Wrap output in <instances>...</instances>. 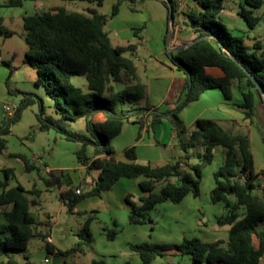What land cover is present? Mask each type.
Segmentation results:
<instances>
[{
  "label": "trees",
  "instance_id": "obj_1",
  "mask_svg": "<svg viewBox=\"0 0 264 264\" xmlns=\"http://www.w3.org/2000/svg\"><path fill=\"white\" fill-rule=\"evenodd\" d=\"M24 1L7 0L0 4L1 35L8 37L14 34L2 24V6L19 7ZM69 1H86L98 7L105 2ZM124 1L136 3L138 0H116L112 5V16L119 13ZM194 1L197 7L183 11L185 24L196 32V38L207 37L185 49L169 52L172 64L183 71L185 78L176 106L166 109L149 102L141 104L144 98L147 99L145 85L140 80L134 59L126 55L134 54L137 44L114 45L105 26L107 15L96 8L79 11L64 6L25 14V39L29 46L25 61L37 69L36 84L45 87L58 116L46 113L41 96L25 93L12 118L0 125V151L7 147L4 134L10 131L11 123L20 118L22 109L39 102L40 129H55L66 139L82 143L76 152L79 164L87 171H100L87 192L81 190L77 193L70 174L63 169L49 171V176L44 179L46 186L60 188L66 185L60 192V198L73 212L85 197L101 195L122 177H144L139 182L142 191L139 202L132 201L131 195L126 197L131 206L128 222L144 224L158 204L166 201L179 203L190 194L195 197L201 194L202 168L213 161L215 147L221 146L223 162L214 172L215 186L211 191V200L225 205L226 213L218 218V223L231 225L227 240L210 242L198 237H185L181 243L143 242L131 245V248L137 251L143 264H153L157 256H164L172 250L189 254L195 264H260L264 254V171L255 170L249 134L234 127L227 128L212 118H198L193 127H188L180 112L209 89L218 88L229 99L236 86L242 95L240 106L246 109V116L253 119L257 102L264 105V95L257 85L264 89V50L259 43L250 50L243 35H235L218 19L225 0ZM245 1L253 7H264V0ZM162 2L167 7L169 20L174 24L179 1ZM241 14L251 27L259 20L245 9ZM3 62L11 65L9 61ZM210 66L221 68L224 75L216 77L207 73L206 68ZM74 76L86 77L87 90L74 84ZM119 84L121 88H118ZM100 113L105 117L103 121L95 119ZM79 117L85 119L87 133L70 129L71 122ZM164 119L171 122L176 133L184 152L182 159L152 166L116 158L112 141L126 122L144 124L149 121V126L156 129ZM90 144L94 146L92 156L87 154ZM125 155L136 160V146L128 147ZM22 158L27 170L36 167L24 156ZM193 158L199 162L192 163ZM13 170L5 169L7 180ZM1 186L0 264H23L17 253L23 251L28 259L29 241L38 235L34 229L37 219L30 209L36 203L29 198V194L38 196L41 190L36 187L26 189L21 183L8 187L7 181H2ZM92 218L86 221L79 242L66 252L59 250L57 253L84 252L87 246H91L93 238L89 221ZM117 232L115 229L108 230V237L114 239ZM41 235L47 237L46 234ZM254 236L260 239L259 248L253 245ZM46 246L54 252L50 241ZM91 264L111 263L99 258L93 259ZM124 264L131 262L127 260Z\"/></svg>",
  "mask_w": 264,
  "mask_h": 264
},
{
  "label": "rangeland",
  "instance_id": "obj_2",
  "mask_svg": "<svg viewBox=\"0 0 264 264\" xmlns=\"http://www.w3.org/2000/svg\"><path fill=\"white\" fill-rule=\"evenodd\" d=\"M6 1L0 0V4ZM115 1L105 0L101 7L86 1L69 0H25L24 4L19 7L2 6V24L14 31V34L8 37L0 34V125L5 124L12 118V115L5 112L4 105L10 104L11 107L18 108L25 97V93L41 96L46 106V113L58 116L53 100L46 93L45 87L36 84L37 69L25 61L29 46L25 39L27 30L24 26V15L42 12L53 6H64L70 10L79 11L96 8L99 12L107 15L105 26L114 45L137 44L136 53H126V55L134 59L140 80L148 83L149 87L150 83L166 86L169 81L168 73L170 72L168 66L163 63L166 56L164 52L161 56L156 55V52L169 51L167 43L172 35L171 21H168L167 18L164 21L161 20L157 10H155L156 7L152 4L153 2L146 0H138L136 3L124 1L119 13L112 16V5ZM178 1L184 9L187 8L184 0ZM242 7L250 10L249 15L251 16L264 13V7L250 6L245 0H225L223 14L239 18L240 22L245 25V28L241 31L247 39L248 36H252V32L246 20L240 14ZM221 20L226 23L232 32L239 33L236 32L233 23L226 20L223 15ZM185 21V15L175 12L174 23L179 22L181 29L184 27V29H189ZM3 61H9L11 65L8 66ZM73 82L84 90L88 88L85 76H74ZM180 83V79H176L172 85L173 90L178 88ZM118 88H121L120 84ZM172 92L174 93V91ZM173 93L168 100L173 99ZM210 93L220 95L218 91ZM147 98L148 100L145 99L141 104L147 102L156 104L160 102L158 99L161 98V92L158 90L148 92ZM216 104V99L211 100L208 96H203L202 100L190 103L180 113V117L188 127H193V116L201 107L217 106ZM229 108L236 110V113L242 116L243 113L240 109L234 108L233 105ZM39 113V102L23 108L20 118L12 122L10 131L4 134L7 147L0 151V193L3 189L1 186L2 181H7L8 187L21 183L26 189H33L34 187L40 189L41 193L38 196L29 194L30 199L38 200V204L30 207L32 213L39 219L48 218L49 221L52 219L53 223L54 221L57 222L51 228L50 236L43 238L41 235H35L30 239L26 251L28 259L23 251L17 253L20 262L23 264L27 261L30 264H91L93 259H99L101 258L100 255L104 254L111 264H118L121 253H123L125 255L122 257L123 260H129L131 264H142L139 254L131 248V245L143 242L181 243L184 237L201 236L200 229L195 230L194 217L191 218V222L189 220V216L193 212V208L189 203L197 201V203L205 206L207 210L209 209L211 194L209 183H211L210 181L213 183L214 180L212 173L217 168L216 161H212L202 168V191L197 200H194L195 197L191 196V198L181 202L182 204L180 202H164L155 211L150 212L151 218L149 217L145 224L132 225L128 222L129 213L125 206V197L121 195L120 186L107 192L102 197H85L77 204L74 211L70 212L68 206L60 198L59 188L46 186L44 179L49 176L47 167L54 171L67 169L73 176L75 183H81L84 192L89 189V185L85 180L91 181L93 177H97L98 170L87 171L79 168L80 164L77 162L76 152L82 147V143L66 139L55 129H40ZM217 113L219 114V112ZM204 116L215 115L207 111ZM226 124L225 122L224 125L227 126ZM136 127H138L136 124H127V130L116 138V148L113 144L116 157H124L122 148L136 145V151L139 152L141 157L143 156L145 160L158 162V164L183 158L184 152L179 146L178 139L170 135V128L173 127L168 119H164L159 123L156 129L149 126L147 135L140 142H138L139 133H137V130L135 131ZM238 128L240 129V126ZM242 128L246 129L244 126ZM70 129L87 133L85 119L83 117L77 118L71 122ZM130 129L132 132H130ZM93 153L94 146L90 144L87 146V154L92 156ZM23 156L34 163L36 167L27 170ZM197 162H199L198 159H192V163ZM10 167L14 169V176L10 174L7 180L5 169ZM143 179L144 177H140V181ZM218 209L219 206L214 207L215 211ZM93 210L97 215L96 219L92 218L89 221V225L91 224L89 231L93 243L91 247L86 248L85 252L61 254L47 248V241L55 244L63 252L74 247L80 240V233L83 231L86 221L94 214ZM49 214L51 217L48 216ZM185 217L188 219H185ZM40 227L44 228L42 225ZM110 229L118 231L114 239L108 237L107 232ZM47 257L52 260L51 263L46 262ZM153 264H195V262L189 254L177 253L175 255L157 256Z\"/></svg>",
  "mask_w": 264,
  "mask_h": 264
},
{
  "label": "crops",
  "instance_id": "obj_3",
  "mask_svg": "<svg viewBox=\"0 0 264 264\" xmlns=\"http://www.w3.org/2000/svg\"><path fill=\"white\" fill-rule=\"evenodd\" d=\"M146 1L153 2L152 4L156 7L155 10H157L159 18L161 20L164 21L165 18H167V20L170 21L169 17H168L167 7L162 2V0H146ZM184 2L186 3L187 8L184 9L183 5L179 4V8H178L177 12L183 14V11L190 10L192 7L193 8L197 7V3L194 0H184ZM224 8H225V4H224ZM224 8L219 13L218 19L221 20V16L223 15L226 20H228L231 23H233V25L236 27L235 28L236 32H239V33H235V32H233V33L236 34V35H241V33H242L241 29H244L245 25L242 22H240L239 18H237V17H235L233 15H227V14L224 15L223 14ZM256 8H258V7H256ZM243 9L247 10L245 7H242V10ZM247 11L251 12L250 10H247ZM240 14H241V12H240ZM254 17H258L259 18V20L257 21V23L254 26L251 27L248 24V22L246 21L248 26H249V28H250V30H251V32H252V36H248V38L246 39L245 38V34L242 33V35L244 36L245 44L250 48V50H252L257 43H259L262 46V49L264 50V13H262L261 15H256ZM244 19H245V17H244ZM224 24L226 25V23H224ZM184 28L181 29V27L179 26V22L177 24H175V23L172 24V35H171L170 40L167 43L169 51L161 50L159 52H156V55H159V56H161L162 53L164 52V54L166 56V60H164L163 63L166 66H168V68L170 70V72L168 73L169 81L167 82L166 86H163V85L162 86H158L155 83H150V87H149L148 83H146L144 80H141V82L143 81L142 83L145 85L146 93H148V92L151 93L153 90H158L159 92H161V98L158 99V101H160V102H158L156 104H152V105H154L156 107H160L161 109H166L168 107L176 106L178 97H179V95L181 93V90H182L183 81H184V78H185V74L183 73V71L177 69V67L172 64V62L170 60V57H169V52L173 51V49L175 47H177V46H180V45L185 44V43H191V42H193L194 40L197 39L196 38V32L192 28H189V29H184ZM135 53L136 52H134V54ZM206 71H207V73H209V74H211L213 76H216V77H221V76L224 75V72L222 71V69L219 68V67H215V66L207 67ZM139 77H140V75H139ZM176 79H180L181 83H180V86L178 88L173 90L172 85H173V83L175 82ZM172 91H174V93ZM216 91L220 92L219 93L220 95H218V93H210V92H216ZM172 93H173V99L168 100L169 96ZM203 96H208V98H210L211 100L212 99H216L217 100V104H216L217 106H214L215 105L214 104V105L208 106V107H203V108L201 107V109L195 114V116H193V119H192L193 122L192 123H195V121L198 118H212V119L218 120L223 126H225L224 123L226 122L227 126H225V127H227V128L234 127L235 129H239L238 126H240V129H242L243 131L245 130V132H247L249 134V136H250L251 149H252L253 156H254L255 170L257 172L264 171V135H263V133H264V105H263V103H261L260 101L257 102V104L255 105V115L253 116V119H251V118L246 116V109L240 106V104H241V102L243 100H242V95L237 90L236 86H234L233 95L229 99L225 98V96L223 95V93H222V91L220 89L213 88V89H209V90L205 91L197 100H194L192 102H195V101H198V100H202ZM144 100H145V98L141 101V103L144 102ZM192 102H190V103H192ZM230 102H232V103H230ZM231 105H233L234 108L240 109L242 111V113H243L242 116H239L236 113V110L232 109L233 110L232 111L229 108V106H231ZM185 108H183V110ZM183 110H181V112H183ZM207 111L208 112H212V114L215 115V116H204ZM215 111L219 112V114L217 112H215ZM95 119L98 120V121H103L105 119V117L103 116V114L100 113V114L96 115ZM129 123L136 124L138 126L135 129V131L137 130V133H139L138 142H140L143 139V137L145 135H147L148 128H149V125L147 123L141 124V123L135 122V121L126 122L124 124L123 129L120 132V134H118L117 136H115L113 138V144H114L115 148L117 146V143L115 141L116 138H118V136H121L123 134V132L125 130H127L126 129L127 128V124H129ZM259 123H260V126L262 128H260ZM243 126L246 127V129H243L242 128ZM137 128L140 129V132H139V129H137ZM157 130H156V134H157ZM130 132H132V130ZM170 132H171L170 133L171 137L177 138L176 133H175L173 128H170ZM158 133H159V131H158ZM128 147H131V146H126V147L122 148V152L124 154V157H116L118 160L127 161V162L137 161L139 163H149L152 166L160 165V164H158V162L145 160V158H143V156L141 157L139 155V152H137L136 160L128 158L125 155V150ZM223 155H224L223 148L221 146L215 147L213 161L217 162V164H216L217 168H215L213 170V173H212L213 177H214V172L218 169V167L223 162ZM115 156H116V150H115ZM76 157H77V155H76ZM77 162H78V160H77ZM167 162H169V161H167ZM79 168L86 169V167L83 166V165H80ZM51 170H52L51 168L47 167V171H51ZM63 170L67 171L70 174V176L72 178V181H73V187L75 189H81L82 191H84L83 190V186L81 185V183L80 184L75 183L74 178L71 175V173L67 169H63ZM99 172L100 171L98 170V175H99ZM12 176H14V172L12 173ZM97 177H93L91 181H87L84 178V180L88 183V185H89L88 187L89 188L92 186L93 179L97 178ZM139 181H140V177L139 178L122 177L115 183V185L111 189L104 191L101 195H95V196L102 197L107 192H110L111 190H114V188H118V186H120V188L122 190V194L121 195H123L125 197V200H126L127 195H131L130 199L132 201L139 202V197L142 194V191L139 188ZM210 182L211 183H209V188H211V191H212L214 186H215V180H213V183H212V181H210ZM7 184H8V182H7ZM65 188H66V185H63L62 187L59 188V191L61 192ZM201 191H202V183H201ZM132 192H134V193H132ZM191 196L195 197V196L190 194V195L186 196L181 202L191 198ZM200 196H201V194L199 196L195 197L194 200H197ZM91 197H93V196H91ZM34 200H35V203L38 204V200L37 199H34ZM163 203H161V204H163ZM189 204L191 205V208H193V212L189 216V220L191 222L192 221L191 218L194 217V223L193 224H195V230H199L200 229V233H201V236H194V237L202 238L203 240L210 241V242L217 241L219 239L227 240L231 225L230 224L220 225L218 223V218L221 215H224L226 213V208H225V205H224L223 202H217V203L212 202L211 194H210V203L208 205V207H209L208 210L205 208V206L201 205L200 203H197V201H195V203H189ZM159 205L160 204H158L156 206V208L151 211V213L153 211H155L158 208ZM125 206H126L127 212L129 213L130 210H131V206L127 202V200H126ZM215 206H219V209L217 211L214 210ZM93 213L94 214L92 215V217L96 219L97 215L95 214L96 212L94 210H93ZM151 213H150V216H149L150 218H151ZM48 216L51 217L50 214ZM36 219H37V223L34 225L35 232L38 235L46 234L47 237L50 236L51 235V230H52L51 228L57 222L54 221V223H53L52 219L49 221L48 218L39 219V218L36 217ZM185 219H188V218L185 217ZM51 223H52V225H51ZM40 225L44 226V228L40 227ZM90 225H89V230H90ZM53 245H54V252L59 251L57 246H55V244H53ZM253 245L255 246V248H259L260 247V239L258 238V236H254L253 237ZM87 247H91V246H87ZM86 248H85V250H86ZM177 253H179V252L172 250V251H168L165 255H175ZM123 255L124 254L121 253V259H119L118 264H124L127 261V260H123L122 257L125 256V255L124 256ZM100 257L102 259L106 260L107 263H111V262L108 261V259L105 258L106 256L104 254L100 255ZM260 264H264V254H263L262 258H261Z\"/></svg>",
  "mask_w": 264,
  "mask_h": 264
},
{
  "label": "water",
  "instance_id": "obj_4",
  "mask_svg": "<svg viewBox=\"0 0 264 264\" xmlns=\"http://www.w3.org/2000/svg\"><path fill=\"white\" fill-rule=\"evenodd\" d=\"M172 17H173V16H172V10H171V13H170V19H172ZM205 37H207V36H205ZM205 37L202 36V37L197 38L196 40H194V41L191 42V43H185V44H182V45H180V46H177V47H175V48L173 49V51H178V50L185 49V48L191 46L194 42H196V41H198V40H200V39H203V38H205ZM257 85H258L259 89L261 90L262 94L264 95V89L261 87L260 84L257 83Z\"/></svg>",
  "mask_w": 264,
  "mask_h": 264
},
{
  "label": "built area",
  "instance_id": "obj_5",
  "mask_svg": "<svg viewBox=\"0 0 264 264\" xmlns=\"http://www.w3.org/2000/svg\"><path fill=\"white\" fill-rule=\"evenodd\" d=\"M16 109H17V107H11L10 104H5L4 105V110L9 115L13 116L15 114V112H16ZM147 124L149 125V121L147 122ZM243 179H244V176H243ZM76 192L77 193H81V189H77ZM51 261L52 260L50 258H48V257L46 258V262L51 263Z\"/></svg>",
  "mask_w": 264,
  "mask_h": 264
}]
</instances>
